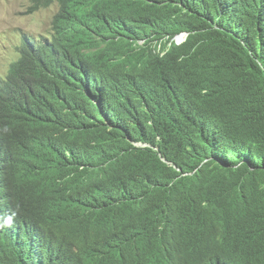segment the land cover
Masks as SVG:
<instances>
[{
    "label": "trees",
    "instance_id": "1",
    "mask_svg": "<svg viewBox=\"0 0 264 264\" xmlns=\"http://www.w3.org/2000/svg\"><path fill=\"white\" fill-rule=\"evenodd\" d=\"M54 4L0 76V264H264V0Z\"/></svg>",
    "mask_w": 264,
    "mask_h": 264
},
{
    "label": "rangeland",
    "instance_id": "2",
    "mask_svg": "<svg viewBox=\"0 0 264 264\" xmlns=\"http://www.w3.org/2000/svg\"><path fill=\"white\" fill-rule=\"evenodd\" d=\"M31 0H0V76H5L10 64L18 58L17 46L25 36L49 37L58 4L30 13Z\"/></svg>",
    "mask_w": 264,
    "mask_h": 264
},
{
    "label": "clouds",
    "instance_id": "3",
    "mask_svg": "<svg viewBox=\"0 0 264 264\" xmlns=\"http://www.w3.org/2000/svg\"><path fill=\"white\" fill-rule=\"evenodd\" d=\"M188 35V33L183 32L181 34L176 35L174 38L167 37L159 42L149 44V47L153 50L154 53L157 52L161 53V55H164L174 43L177 45H182L187 40ZM145 44V40L138 42V45L141 46V48L146 47ZM165 45L168 46V49L162 51V48Z\"/></svg>",
    "mask_w": 264,
    "mask_h": 264
},
{
    "label": "bare ground",
    "instance_id": "4",
    "mask_svg": "<svg viewBox=\"0 0 264 264\" xmlns=\"http://www.w3.org/2000/svg\"><path fill=\"white\" fill-rule=\"evenodd\" d=\"M96 55V54H95ZM90 61V60H89Z\"/></svg>",
    "mask_w": 264,
    "mask_h": 264
}]
</instances>
